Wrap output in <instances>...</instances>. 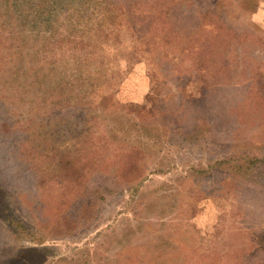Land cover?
Instances as JSON below:
<instances>
[{
  "label": "rangeland",
  "instance_id": "1",
  "mask_svg": "<svg viewBox=\"0 0 264 264\" xmlns=\"http://www.w3.org/2000/svg\"><path fill=\"white\" fill-rule=\"evenodd\" d=\"M112 1L0 0V264H264V0Z\"/></svg>",
  "mask_w": 264,
  "mask_h": 264
},
{
  "label": "trees",
  "instance_id": "2",
  "mask_svg": "<svg viewBox=\"0 0 264 264\" xmlns=\"http://www.w3.org/2000/svg\"><path fill=\"white\" fill-rule=\"evenodd\" d=\"M12 2H14L16 10L23 9L28 13L34 11L40 16L66 11L69 13L67 17L77 15L88 19L89 22L102 23L106 18L114 23L117 21L116 16H114L116 9L112 0H77L76 2L73 0H9V3L12 4ZM19 14L21 16L23 13L20 12ZM34 18H36V15H34ZM93 91L95 92L94 89Z\"/></svg>",
  "mask_w": 264,
  "mask_h": 264
}]
</instances>
